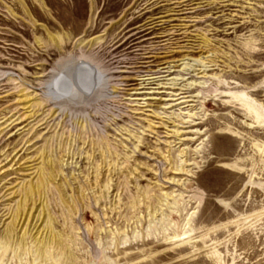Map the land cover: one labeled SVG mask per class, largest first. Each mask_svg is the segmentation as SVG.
<instances>
[{
    "label": "rangeland",
    "instance_id": "1",
    "mask_svg": "<svg viewBox=\"0 0 264 264\" xmlns=\"http://www.w3.org/2000/svg\"><path fill=\"white\" fill-rule=\"evenodd\" d=\"M0 264H264V0H0Z\"/></svg>",
    "mask_w": 264,
    "mask_h": 264
},
{
    "label": "bare ground",
    "instance_id": "2",
    "mask_svg": "<svg viewBox=\"0 0 264 264\" xmlns=\"http://www.w3.org/2000/svg\"><path fill=\"white\" fill-rule=\"evenodd\" d=\"M200 62V61H199ZM199 62H197V63H199ZM200 66V65H199ZM190 67V66H189ZM188 70V69H187ZM203 74V73H202ZM184 76V75H183ZM178 77H181V76H178ZM177 77V79H175V80H172V83H171V85H173L175 88H176V86H182V84H179L180 83V81H184L183 79H180V78H178ZM191 77V76H190ZM193 77V76H192ZM187 80V79H186ZM170 82V81H169ZM191 86H193V85H189V86H182L181 87V89L180 90H178V91H174V96L173 97H177V100H175L177 103L179 102V104L181 105V104H183V103H189V102H191V101H186V100H190L192 97H190L189 95L190 94H192V92L190 91V88H191ZM186 89V90H185ZM183 91H185L184 93H183ZM188 91H190V92H188ZM185 101V102H184ZM176 133H178V131H176ZM41 187H42V183H39V184H37V185H35V186H30L27 190H26V196H25V201L22 203L23 205L21 206V208H22V211L20 212V214H21V217H19L20 219H19V223L22 221V218L25 216V213H26V210H27V207H28V204L33 200V197L34 196H36V195H38L39 193H40V191L42 190L41 189ZM41 189V190H40ZM39 196V195H38ZM37 197V196H36ZM31 203H33V201L31 202ZM33 207L31 208L32 210L35 208V202H34V204L32 205ZM30 209V210H31ZM19 210H21L20 208H19ZM28 214V213H27ZM17 215H19V214H17ZM20 216V215H19ZM17 218H18V216H17ZM29 219H30V216H29ZM16 220V219H15ZM17 221V220H16ZM15 223V222H14ZM16 224V223H15ZM14 224V225H15Z\"/></svg>",
    "mask_w": 264,
    "mask_h": 264
}]
</instances>
